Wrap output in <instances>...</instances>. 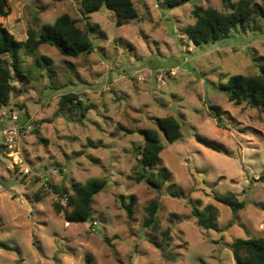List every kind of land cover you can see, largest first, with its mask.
<instances>
[{"label":"rangeland","instance_id":"obj_1","mask_svg":"<svg viewBox=\"0 0 264 264\" xmlns=\"http://www.w3.org/2000/svg\"><path fill=\"white\" fill-rule=\"evenodd\" d=\"M7 1L10 15L1 22L17 40L62 14L84 31L95 27V33L89 34L94 51L77 59L47 45L34 58L19 52L27 79L12 75L10 106L21 128L16 155L0 150V178L15 182L0 190V244L8 247L0 246V264H85L87 256L92 264H235L231 243L264 237V181H255L264 175V115L228 102L218 90L233 75L258 73L264 61L262 22L196 45L184 31L193 21L191 11L195 6L227 11L220 0H193L174 9L164 0H131L137 10L133 20L105 7L87 15L81 0ZM67 93L83 103V118L55 115ZM212 107L219 108L220 120ZM165 116L180 123L182 137L172 144L160 137L165 149L158 169L167 178L155 191L137 184L132 168L143 144L137 131L156 128V118ZM94 179L107 184L94 197L89 221L68 222L70 208L56 212L55 190L70 195L72 184ZM226 194L244 202V209L233 215L214 199ZM131 196L129 217L124 205ZM152 200L160 205L156 235L142 227ZM189 202L200 210L214 206L218 230L199 228ZM167 228L168 260L147 239L159 240Z\"/></svg>","mask_w":264,"mask_h":264},{"label":"trees","instance_id":"obj_2","mask_svg":"<svg viewBox=\"0 0 264 264\" xmlns=\"http://www.w3.org/2000/svg\"><path fill=\"white\" fill-rule=\"evenodd\" d=\"M85 14H92L102 8L109 9L119 18L133 20L137 18V10L131 0H81ZM193 0H164L166 7L170 9L181 7ZM227 11H218L212 7L195 6L191 11L192 23L186 26L185 34L196 45L207 44L225 39L237 26L244 27L254 20H259L264 26V0H220ZM10 15L7 0H0V110L5 107L7 112H16L10 106L11 96L14 92L13 74L18 78H26L20 71L19 52L31 57H36L39 48L43 45L50 46L62 57L77 59L80 55H90L94 47L89 34L95 33V27L87 26L82 30L75 19L67 14L60 15L52 24L42 25L39 31L28 28L24 38L17 40L15 36L4 26L1 21ZM39 63V61H37ZM27 79V78H26ZM218 90L224 94L228 102L235 105L245 104L264 115V61L258 66L256 75H233L221 84ZM216 119L220 120L219 108L212 107ZM85 108L78 99L76 93H67L59 98L58 111L55 115L67 113L84 117ZM79 120L81 121L80 117ZM156 128L141 129L137 132L143 137V144L136 148L134 181L137 184L144 183L148 188L160 191L165 185L167 175L160 166V154L165 149L161 136L169 144L182 137L180 123L172 116L156 118ZM30 124H24V129ZM219 127V126H218ZM3 127H0L2 129ZM21 132V128H20ZM35 133L38 130H34ZM163 139V140H164ZM196 141L206 148L214 151L218 149L207 140L196 136ZM1 150V149H0ZM156 169L158 171H156ZM255 181H264L261 175ZM107 181L89 180L84 185L72 184L71 194L68 195L67 208L71 209L66 214V220L70 223H85L90 220L94 197L106 187ZM56 195L68 194L67 190L60 188L54 191ZM214 199L227 206L233 215L244 209L245 203L232 194L216 196ZM135 198L130 197L129 203L124 209L129 217L132 216ZM159 202L152 200L145 207V218L142 227L152 235L159 232ZM192 217L196 225L206 231L218 230L216 225L218 210L208 205L203 210L198 209L195 203L189 202ZM57 213H61L59 203L54 204ZM97 226V224L95 225ZM158 240L154 236H148V242L161 252L165 259H171L168 250L171 249L172 236L169 228L160 232ZM1 247L8 249L5 244ZM235 264H264V237L259 239L237 240L229 245ZM168 253V255L166 254ZM85 264H92L89 256L85 257Z\"/></svg>","mask_w":264,"mask_h":264},{"label":"built area","instance_id":"obj_3","mask_svg":"<svg viewBox=\"0 0 264 264\" xmlns=\"http://www.w3.org/2000/svg\"><path fill=\"white\" fill-rule=\"evenodd\" d=\"M4 120H9L11 124H13L11 127L2 128L0 129V149L7 150L8 153L11 156H15L16 147L18 143V137L20 132V127L17 126L18 122V116L16 112H10L8 113L5 107H2L0 110V122H3ZM28 127V126H27ZM26 127V128H27ZM30 129V127H28ZM22 173L24 176L29 175V170L27 168H23ZM2 188L0 187V190ZM68 194H63L62 196L56 195V200L59 205L63 208H67L68 204Z\"/></svg>","mask_w":264,"mask_h":264},{"label":"water","instance_id":"obj_4","mask_svg":"<svg viewBox=\"0 0 264 264\" xmlns=\"http://www.w3.org/2000/svg\"><path fill=\"white\" fill-rule=\"evenodd\" d=\"M115 96V95H114ZM115 99H118L115 97ZM15 185V182L14 181H11V180H4L2 178H0V187L3 189V190H8V188L10 186H13Z\"/></svg>","mask_w":264,"mask_h":264},{"label":"crops","instance_id":"obj_5","mask_svg":"<svg viewBox=\"0 0 264 264\" xmlns=\"http://www.w3.org/2000/svg\"><path fill=\"white\" fill-rule=\"evenodd\" d=\"M0 127L7 128V127L5 126V123L0 124Z\"/></svg>","mask_w":264,"mask_h":264}]
</instances>
